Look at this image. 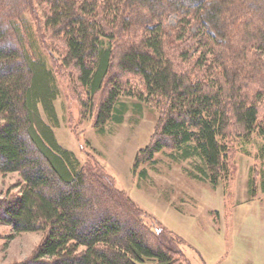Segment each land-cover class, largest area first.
<instances>
[{
  "label": "trees",
  "instance_id": "obj_1",
  "mask_svg": "<svg viewBox=\"0 0 264 264\" xmlns=\"http://www.w3.org/2000/svg\"><path fill=\"white\" fill-rule=\"evenodd\" d=\"M64 71L97 128L122 121L124 98L159 111L134 170L169 147L215 187L231 138L264 141V0H0V175L21 177L0 221L42 232L14 264L183 262L171 230L57 141Z\"/></svg>",
  "mask_w": 264,
  "mask_h": 264
},
{
  "label": "rangeland",
  "instance_id": "obj_2",
  "mask_svg": "<svg viewBox=\"0 0 264 264\" xmlns=\"http://www.w3.org/2000/svg\"><path fill=\"white\" fill-rule=\"evenodd\" d=\"M63 73L55 100L57 141L80 161L98 165L150 218L172 231L174 238L164 236L186 257L178 264H264V141L260 137L253 135L247 142L231 138L229 175L215 187L197 177L202 172L195 156L181 158L169 147L134 170L137 152L156 130L159 111L145 102L135 105L136 98H124L128 110L122 121L97 128L94 116L82 113L81 87L67 71ZM260 119L264 123V100ZM19 180L18 172L0 175V197L16 192ZM41 238V231L14 233L0 221V264L23 262Z\"/></svg>",
  "mask_w": 264,
  "mask_h": 264
}]
</instances>
